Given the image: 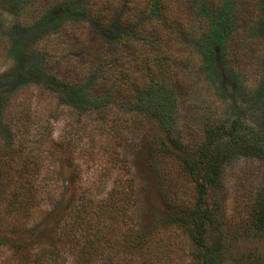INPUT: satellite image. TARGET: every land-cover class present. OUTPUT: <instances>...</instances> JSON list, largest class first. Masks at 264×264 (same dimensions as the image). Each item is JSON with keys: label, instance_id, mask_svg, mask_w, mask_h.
Here are the masks:
<instances>
[{"label": "rangeland", "instance_id": "1", "mask_svg": "<svg viewBox=\"0 0 264 264\" xmlns=\"http://www.w3.org/2000/svg\"><path fill=\"white\" fill-rule=\"evenodd\" d=\"M67 15L58 14L56 0H0V264H32L45 248L58 256L43 264H197L186 233L162 221L192 207L196 180L175 158L150 150L163 142L174 152L168 132L194 152L204 127L234 120L245 127L237 134L245 132L247 144L219 141L226 149L220 183L205 202L230 255L221 264H264V237L247 232L253 194L264 196V38L223 19V26L231 22L225 39L243 35L251 46L262 40L254 56L228 67L225 41L212 38L210 68L185 48L188 65L164 78L179 86L169 103L171 131L148 118L135 130L136 108L122 102L102 103L103 119L88 113L99 106L87 99L94 71L77 83L62 75L72 56L66 50L57 56L56 39ZM119 32L110 31L105 42ZM247 128L257 134L255 149ZM98 227L108 235L99 244Z\"/></svg>", "mask_w": 264, "mask_h": 264}, {"label": "trees", "instance_id": "2", "mask_svg": "<svg viewBox=\"0 0 264 264\" xmlns=\"http://www.w3.org/2000/svg\"><path fill=\"white\" fill-rule=\"evenodd\" d=\"M56 6L58 14H68L69 18L59 28L62 40L56 39L61 48L57 56L65 50L72 56L62 64V75L68 82L75 80L73 83H77L94 71L96 75L92 87L88 88L91 93L87 99L90 103L98 102L99 106L96 110L88 109V113L103 119L107 115L102 103L122 102L136 108L130 114L131 128L135 130L143 124L144 118H148L160 130L171 131L166 128L171 114L169 103L179 86L172 80L168 84L164 78L174 69L188 65L190 49L198 51L212 68L216 46L211 39H220V42L225 41L223 56L227 66L239 67L254 56V45L259 46L264 38V0H56ZM223 19L237 22L242 30H255L253 38L262 40L251 46L250 39L243 35L241 39H225L227 34H232L229 33L231 22L223 26ZM112 30L120 32L107 44L104 37ZM189 40L192 41L191 45L188 43L190 47L184 43ZM233 49L235 52L229 55L228 51ZM120 123L125 124L121 119ZM243 128L238 120L228 125H207L203 129L204 141L191 153L164 132L174 152L168 151L163 142L150 150V154L175 158L185 174L196 180L192 207L179 208L162 221L186 233L194 247L192 258L197 264H221L230 256L214 210L206 204L205 198L220 183L226 149L220 147L219 141L228 136L233 146H242L248 135L243 132L239 137L237 131ZM248 130L255 143L250 147L255 149L257 134ZM96 232L98 244L101 238H108L102 227ZM247 232L253 237H264V196L258 193L253 194ZM53 255L58 256L54 249H40L32 264H43L48 258L57 259Z\"/></svg>", "mask_w": 264, "mask_h": 264}]
</instances>
